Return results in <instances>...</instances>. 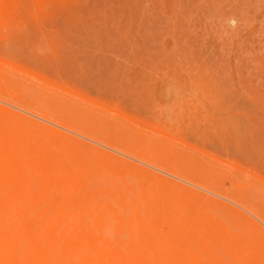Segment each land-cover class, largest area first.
Returning <instances> with one entry per match:
<instances>
[{
  "label": "rangeland",
  "instance_id": "374dc122",
  "mask_svg": "<svg viewBox=\"0 0 264 264\" xmlns=\"http://www.w3.org/2000/svg\"><path fill=\"white\" fill-rule=\"evenodd\" d=\"M0 92V128L46 174L19 219L122 260L138 252L129 264L157 251L167 259L151 264H264V223L178 178L264 213V0H0ZM2 190L1 214L16 208ZM142 205L143 234L128 222ZM172 216L197 218L203 240L169 247Z\"/></svg>",
  "mask_w": 264,
  "mask_h": 264
},
{
  "label": "bare ground",
  "instance_id": "6f19581e",
  "mask_svg": "<svg viewBox=\"0 0 264 264\" xmlns=\"http://www.w3.org/2000/svg\"><path fill=\"white\" fill-rule=\"evenodd\" d=\"M5 98H7L6 95L3 92H0V99H5ZM4 103H7V102H4ZM15 105H16V103H15ZM18 109H21V108L19 107ZM33 116H35V115H33ZM59 122L61 124L60 126H62L64 128H66V129L71 128L70 125H67L66 123H63L61 121H59ZM105 140H107V139H105ZM103 146H105V145H103ZM26 147L27 146H26V143L24 141H22L21 139H17L15 137L11 136L9 131H7L6 129L0 128V199L3 197V195L1 196V190L5 189L6 192L9 193L8 195L6 193V196L4 194V196L8 199L7 200L5 198V200L9 201V203H10V201L14 200L15 202L13 201V205L16 207V208H14L12 205H10L12 207L9 206V207L3 209L2 214H1L2 210L0 208V264H129V263H133V260L135 259V257L136 258L138 257L137 256L138 252L134 251L133 254L129 255L127 258H124V260H122V257L119 254H116V253L108 254V253L102 252L101 250H97V249L94 250L93 247H95V246H94L93 241L91 239H87V240H84V241L82 240V241H79L77 243H74L73 241L67 239L68 233H67L66 238L64 236H62L63 238H57V237L50 238L47 235H45V232H47L48 229L40 227L41 225L36 226V224H37L36 222H35L36 224L35 223L34 224L33 223H29V222H31V219H30V221L27 220L28 221L27 222V221H23V220L18 218L19 215H21V217L23 219L24 218L23 216L27 215V213H28L27 211H31V213H32V211L33 212L37 211L38 208L36 207V203L35 202L32 204V206L30 208H28L27 204H29V203L28 202H24V201L29 199L30 196L32 197L34 191L37 192V190H34V188L32 186L33 184H35L34 182H36V184L40 185L43 182L42 180H44V178L46 177V174H45V172H43V170H41V166L39 165L36 157H34V156H32V154L28 153V151L26 150ZM120 150H122V149H120ZM130 151L131 150H125L124 154L129 156V157H131V158H134L131 155ZM133 155L135 156V154H133ZM135 159L143 160L142 163L150 166V168L152 167L153 169L155 168V169H159V170H161V168H164V169L170 171L171 173H173L172 174L173 176L177 175L176 171H175V168L172 167L173 165L170 166V167H167V166L161 167L160 163L154 157L136 156ZM178 176H179L178 178H180L181 180L189 182L192 185L204 188L208 192L214 193V194H216V195H218V196H220V197H222L224 199H227V200H229V201L241 206V208L246 209L247 211H249L250 213L255 215L257 218H259L264 223V213H262V211L259 210L258 208L255 209L256 211L253 210L251 208L252 206H250L251 204L249 203V201L247 199H244L241 196L232 195L230 193L227 194V193H224V192H222L220 190H216V188H212L211 186H209L206 183H201V182L197 181L191 175L178 174ZM129 177H131V176H129ZM98 178L99 177H97V179ZM78 179H80V177ZM107 180H109V179H107ZM102 183H104V182H102ZM88 185H89V183H88ZM110 185H112V183H110ZM121 185H122V183H121ZM130 185H131V183H129V186ZM136 187H137V185H136ZM32 189H33V192H32ZM137 190H138V188H137ZM2 191H4V190H2ZM91 191H93V190H91ZM47 192H50V191L47 190ZM51 195H52V193H51ZM99 195L101 196V193ZM85 197H87V196H85ZM106 197H108V195H106ZM58 199H59V197H58ZM106 199L109 200L108 198H106ZM118 199H120V198H118ZM30 200H32V199H30ZM84 200H87V199H84ZM100 200L103 201L104 199L102 198ZM97 201H99V200H97ZM97 201H94V202L96 203ZM112 202H113V204H115L113 200H112ZM112 202H109L110 203L109 205H111ZM61 203H58L55 206V209L58 212H60V213H62L63 208H64V206ZM65 205H67V204H65ZM43 206H44V204H43ZM130 206H133V205L130 204ZM48 207H50V205ZM11 208H13V209L11 210ZM141 208H144L143 205H142V207H140L138 209L140 212L138 210L135 211V209H134V212H131V216L129 217L130 220H129V218H126L127 220H125V221L129 220L128 222H130V223L132 221L136 222L134 224L135 227L132 228L134 232H135L136 229H138L137 227L139 225V224H137L138 221H135V220H138L139 219L138 217H140L141 214H143V210L144 209L142 210V213H141ZM95 209H96V207H95ZM13 210H15V212H12ZM103 211H104V209H103ZM131 211H133V209H131ZM98 212H100V211H98ZM117 214H119V213H117ZM151 214H152V212H151ZM51 215H52V213H51ZM124 215H122V216H124ZM142 216L143 217H140V220H141V218H144V219L146 218L144 215H142ZM111 217H109V218H111ZM113 218H114V216H113ZM148 218H150V217L148 216ZM28 219H29V217H28ZM51 219L49 220V222L52 221ZM145 220H147V219H145ZM151 220H152V218H151ZM53 221H54V223H56L55 219H53ZM92 221H94V220H92ZM86 222H88V221H86ZM115 222H117V220ZM120 222H122V221H120ZM120 222H118V223H120ZM145 222H148V220L145 221ZM258 222H259V220H258ZM73 223H74V221H73ZM118 223H116V224H118ZM150 223H151V221H150ZM167 224H169V225L168 226L166 225L167 227H165V228L171 232V238H169V237L167 238V245L169 244V247H171V246L174 247L175 245L180 246L183 243L182 242L183 239H181V237L183 235L185 236L187 234L192 235L193 238H195V239H200V240L202 239V237H198L199 236L198 233L201 230H203V229H202L201 222L199 220H197V218H193L191 220H187L185 218H178V217L172 216V219L169 220L167 222ZM54 225L56 226V224H54ZM76 225H78V224H76ZM107 225H109V223L106 224V228H107ZM126 225H128L127 222L125 223V226ZM136 225H137V227H136ZM140 225H139V227H140ZM91 226H93L92 223H91ZM260 226H262V225H260ZM111 227H113V226H111ZM131 227H133L132 224H131ZM113 228H115V227H113ZM56 229H57V226H56L55 230ZM132 229L130 231H132ZM140 229H141V227H140ZM154 229L155 228H153V230ZM55 230H54V232H56ZM103 230H105V229H103ZM103 230H102V232H103ZM78 231L80 233V230H78ZM110 231H111V228H110L109 231H107V232H109L108 235L114 233V232L110 233ZM113 231H115V229ZM143 231L144 230H142V234H143ZM157 231H158L157 229L154 230V233H157ZM125 232H126V230H125ZM160 234L157 233V235H159V237H160ZM129 235L130 234H128V236ZM103 236H104V234H103ZM113 236L114 235H112V238H113ZM123 236H125V235H123ZM184 236H183V238H184ZM136 237L134 236V240H135ZM137 239H138V237H137ZM142 239L144 240V238H142ZM156 239H160V238H156ZM129 242H130V240H129ZM137 243H138V240H137ZM114 244L116 245V243H114ZM125 244H127V243L125 242ZM156 245H157V243H156ZM159 247H160V245H159ZM176 248H177V246H176ZM114 249H115V246H114ZM263 252H264V250L262 248H260V247L256 248V253L257 254L258 253L260 254V253H263ZM145 256L146 257H144V260L141 262V264H151V261L154 262V263L165 262V260L167 259V255L161 253V251L160 252L157 251V252H155L153 254L148 253ZM186 258L187 259H191L192 256H186Z\"/></svg>",
  "mask_w": 264,
  "mask_h": 264
}]
</instances>
